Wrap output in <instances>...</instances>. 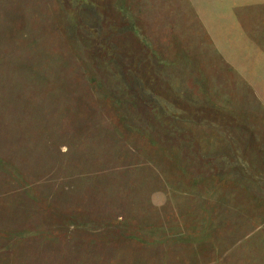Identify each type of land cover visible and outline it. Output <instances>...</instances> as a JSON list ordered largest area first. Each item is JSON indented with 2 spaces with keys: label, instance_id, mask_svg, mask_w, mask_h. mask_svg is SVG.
Wrapping results in <instances>:
<instances>
[{
  "label": "rangeland",
  "instance_id": "obj_1",
  "mask_svg": "<svg viewBox=\"0 0 264 264\" xmlns=\"http://www.w3.org/2000/svg\"><path fill=\"white\" fill-rule=\"evenodd\" d=\"M0 264H264V0H0Z\"/></svg>",
  "mask_w": 264,
  "mask_h": 264
}]
</instances>
